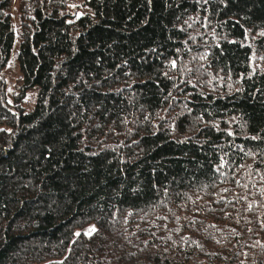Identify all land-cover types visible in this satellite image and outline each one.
I'll return each mask as SVG.
<instances>
[{
    "label": "trees",
    "instance_id": "1",
    "mask_svg": "<svg viewBox=\"0 0 264 264\" xmlns=\"http://www.w3.org/2000/svg\"><path fill=\"white\" fill-rule=\"evenodd\" d=\"M0 264H264V0H0Z\"/></svg>",
    "mask_w": 264,
    "mask_h": 264
},
{
    "label": "rangeland",
    "instance_id": "2",
    "mask_svg": "<svg viewBox=\"0 0 264 264\" xmlns=\"http://www.w3.org/2000/svg\"><path fill=\"white\" fill-rule=\"evenodd\" d=\"M80 0H77L79 3ZM87 11L86 7H81L80 12ZM6 87H7V96L8 100H12V94L19 91L20 88V74L18 69L13 61L9 62L7 72H6ZM36 96V86L30 87L25 90L24 95L22 97V105L25 107L26 112H30L34 105V100ZM94 226L91 224L84 229V232L89 234L93 231Z\"/></svg>",
    "mask_w": 264,
    "mask_h": 264
}]
</instances>
